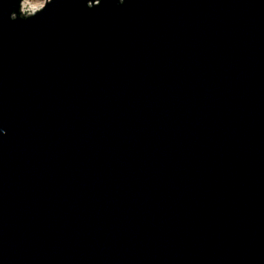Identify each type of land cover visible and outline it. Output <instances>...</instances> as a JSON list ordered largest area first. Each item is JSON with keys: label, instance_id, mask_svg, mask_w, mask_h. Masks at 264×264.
<instances>
[{"label": "water", "instance_id": "95a60500", "mask_svg": "<svg viewBox=\"0 0 264 264\" xmlns=\"http://www.w3.org/2000/svg\"><path fill=\"white\" fill-rule=\"evenodd\" d=\"M0 0V264H264V0Z\"/></svg>", "mask_w": 264, "mask_h": 264}, {"label": "built area", "instance_id": "2783aa9c", "mask_svg": "<svg viewBox=\"0 0 264 264\" xmlns=\"http://www.w3.org/2000/svg\"><path fill=\"white\" fill-rule=\"evenodd\" d=\"M38 0H36L35 3L34 0H23L22 2V11L25 12V13H33V12H36L37 10L41 9L45 3L48 1V0H44L43 2H38ZM30 4L31 5V8L27 11H24L26 8H27V5Z\"/></svg>", "mask_w": 264, "mask_h": 264}, {"label": "rangeland", "instance_id": "374dc122", "mask_svg": "<svg viewBox=\"0 0 264 264\" xmlns=\"http://www.w3.org/2000/svg\"><path fill=\"white\" fill-rule=\"evenodd\" d=\"M40 1L43 2L44 0H38L37 3L40 2ZM35 2H36V0H34L33 3H35ZM30 8H31V5L28 4V5H27V8H26L24 11H27V10H29Z\"/></svg>", "mask_w": 264, "mask_h": 264}]
</instances>
